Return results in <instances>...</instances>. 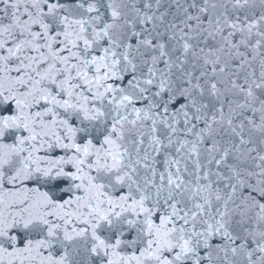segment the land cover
Returning a JSON list of instances; mask_svg holds the SVG:
<instances>
[{
	"label": "snow or ice",
	"instance_id": "6c2138e0",
	"mask_svg": "<svg viewBox=\"0 0 264 264\" xmlns=\"http://www.w3.org/2000/svg\"><path fill=\"white\" fill-rule=\"evenodd\" d=\"M0 264H264V0H0Z\"/></svg>",
	"mask_w": 264,
	"mask_h": 264
}]
</instances>
